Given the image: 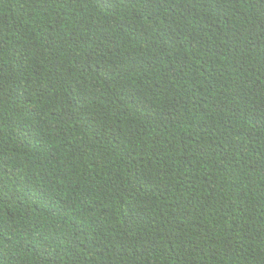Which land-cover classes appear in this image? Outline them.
Instances as JSON below:
<instances>
[{
  "label": "trees",
  "instance_id": "16d2710c",
  "mask_svg": "<svg viewBox=\"0 0 264 264\" xmlns=\"http://www.w3.org/2000/svg\"><path fill=\"white\" fill-rule=\"evenodd\" d=\"M0 264H264V0H0Z\"/></svg>",
  "mask_w": 264,
  "mask_h": 264
}]
</instances>
